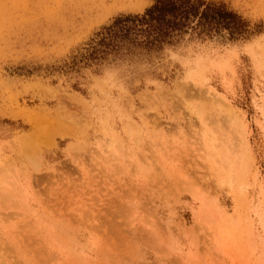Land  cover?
Returning a JSON list of instances; mask_svg holds the SVG:
<instances>
[{"label": "rangeland", "instance_id": "1", "mask_svg": "<svg viewBox=\"0 0 264 264\" xmlns=\"http://www.w3.org/2000/svg\"><path fill=\"white\" fill-rule=\"evenodd\" d=\"M150 4L0 0V264H264V31L18 75Z\"/></svg>", "mask_w": 264, "mask_h": 264}, {"label": "trees", "instance_id": "2", "mask_svg": "<svg viewBox=\"0 0 264 264\" xmlns=\"http://www.w3.org/2000/svg\"><path fill=\"white\" fill-rule=\"evenodd\" d=\"M264 31L217 0H151L141 13L119 14L59 64L21 69L19 76L79 73L116 63H151L186 42L220 37L246 42Z\"/></svg>", "mask_w": 264, "mask_h": 264}]
</instances>
